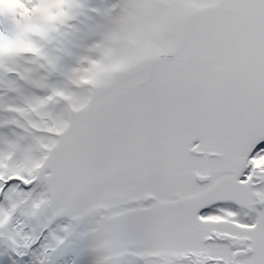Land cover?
Here are the masks:
<instances>
[{"label":"snow or ice","instance_id":"obj_1","mask_svg":"<svg viewBox=\"0 0 264 264\" xmlns=\"http://www.w3.org/2000/svg\"><path fill=\"white\" fill-rule=\"evenodd\" d=\"M0 264H264V0H0Z\"/></svg>","mask_w":264,"mask_h":264}]
</instances>
